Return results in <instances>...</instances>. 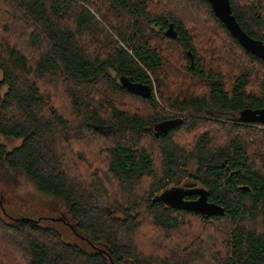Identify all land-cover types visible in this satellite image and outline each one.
I'll return each instance as SVG.
<instances>
[{
  "label": "trees",
  "instance_id": "1",
  "mask_svg": "<svg viewBox=\"0 0 264 264\" xmlns=\"http://www.w3.org/2000/svg\"><path fill=\"white\" fill-rule=\"evenodd\" d=\"M229 3L264 43V0ZM0 73V137L20 140L0 143V173L59 201L88 243L0 215V264H264V125L241 116L264 108V60L209 3L0 0ZM171 188L221 212L153 201Z\"/></svg>",
  "mask_w": 264,
  "mask_h": 264
},
{
  "label": "water",
  "instance_id": "2",
  "mask_svg": "<svg viewBox=\"0 0 264 264\" xmlns=\"http://www.w3.org/2000/svg\"><path fill=\"white\" fill-rule=\"evenodd\" d=\"M209 3L214 16L224 24L231 36L239 43V45L253 56L264 60V43L254 40L243 32L237 24L235 18L231 14L229 0H204ZM168 38L175 39L176 32L170 24L165 31ZM193 66V57L187 53ZM119 82L122 87L132 93L149 97L151 89L147 85L133 83L125 77H120ZM241 116L246 123H258L264 125V108L251 110L247 109L241 113ZM180 121L170 120L164 121L155 127V130L160 133H167L171 128L179 125ZM196 196V199L186 200V197ZM153 201L160 202L166 206L179 210H188L199 213L201 215L211 216L221 212V208L213 203L208 202L207 194L203 188H171L156 196Z\"/></svg>",
  "mask_w": 264,
  "mask_h": 264
},
{
  "label": "rangeland",
  "instance_id": "3",
  "mask_svg": "<svg viewBox=\"0 0 264 264\" xmlns=\"http://www.w3.org/2000/svg\"><path fill=\"white\" fill-rule=\"evenodd\" d=\"M0 143L4 144L8 150H11L20 144V140H5L0 137ZM9 174L7 176L0 173V215L7 221L21 218L37 219L40 216H53L70 221L63 205L59 201L37 191L35 186L24 176L15 172ZM2 208L5 215L2 212ZM40 224L57 229L62 237L70 243L85 245L72 230L61 222H52L45 219L40 221Z\"/></svg>",
  "mask_w": 264,
  "mask_h": 264
},
{
  "label": "flooded vegetation",
  "instance_id": "4",
  "mask_svg": "<svg viewBox=\"0 0 264 264\" xmlns=\"http://www.w3.org/2000/svg\"><path fill=\"white\" fill-rule=\"evenodd\" d=\"M194 199H196V198H194ZM186 200H192V199H190L189 197H186ZM37 219H38L39 222L42 221V220H45V219H48V220H50L52 222H54V221L61 222L62 224H65L70 230H72V231L74 230L73 226L71 225V222L68 221L67 219L65 220L64 218L53 217V216H40ZM79 239H80L81 242H84L85 244H88L87 240L85 238L80 237ZM86 249H88L90 251V253H100V254H102V256H104L106 258L108 257V254H107L108 250L106 248L88 246V247H86Z\"/></svg>",
  "mask_w": 264,
  "mask_h": 264
}]
</instances>
